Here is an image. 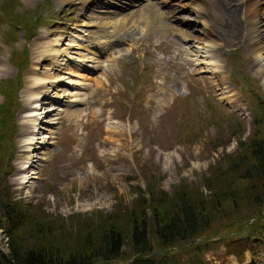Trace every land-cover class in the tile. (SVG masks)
<instances>
[{
	"label": "rangeland",
	"instance_id": "rangeland-1",
	"mask_svg": "<svg viewBox=\"0 0 264 264\" xmlns=\"http://www.w3.org/2000/svg\"><path fill=\"white\" fill-rule=\"evenodd\" d=\"M119 1L121 5L130 2ZM145 1L157 3L163 16L144 15L150 21L146 29V22L132 13L138 7L115 12L122 17L128 14L116 31L114 13L104 12L107 9L101 7L107 2L103 0L86 8L75 0H0V13L7 12L3 21L10 16L27 17L29 24L34 18L48 21L26 41L18 34L15 47L25 45L29 56L19 66L14 65L19 60L13 62L11 48L0 44V79L4 80L0 104L13 97L22 80L17 100H11L8 126L13 124L15 129L11 135L6 127L0 129V172H5L0 173V181L12 192L10 198L28 206L26 212L34 217L29 216L31 222L21 227L23 242L45 243L46 237L61 234L83 239L92 225L95 231L89 238H95L105 218L115 224L125 221L137 197L135 187L143 191L147 186L167 197L177 192H183L184 198L198 195L206 202L201 213L210 210L211 231L194 242L164 247L146 231L154 260L173 254L172 260L185 259L197 246L205 264H264V204L255 207L242 202L259 191L242 169L249 160L250 138L264 137V118L252 123L258 103L264 104V16L246 27L240 24L237 38L229 42V28L219 18L218 1L226 0H216L218 7L203 0L201 16L189 9V0ZM257 1L264 9V0ZM236 12L244 18L242 11ZM15 23L14 32L21 28ZM107 35H116L110 44L113 50L106 46L98 55L90 49H99ZM43 43L57 44L62 56L50 51L38 56ZM55 59L59 66L52 65ZM68 59L76 60L74 68L65 64ZM32 74L65 79H59V88L47 83L41 89L47 92L45 98L30 101L24 82ZM58 89L60 96L53 97ZM31 118L36 119L35 130L39 129L32 139L42 143L29 147L24 155L23 145L31 135L21 131ZM26 156L31 157L30 166L21 172L17 168H23ZM23 180L28 182L19 184ZM222 190L226 193L219 198ZM141 194L148 206V191ZM34 220L36 227L31 225ZM249 227L253 231L249 243L240 241L244 247L238 249L239 257L221 242L215 249H202L218 240L243 238L241 233ZM0 237V254L6 255L3 229ZM120 254L123 263L131 255L126 240Z\"/></svg>",
	"mask_w": 264,
	"mask_h": 264
},
{
	"label": "trees",
	"instance_id": "trees-1",
	"mask_svg": "<svg viewBox=\"0 0 264 264\" xmlns=\"http://www.w3.org/2000/svg\"><path fill=\"white\" fill-rule=\"evenodd\" d=\"M11 100L12 98L8 99L7 97L0 104V129L6 127L9 135L13 131V125L11 124V128L8 126L9 120L10 123L12 120ZM258 106V110L253 111L252 114V123L254 125H256V121L259 123L263 122L264 118V104L259 102ZM259 114H261L260 120L259 117L257 118ZM8 134L4 137L7 138ZM239 144L241 145V142ZM247 148L249 160L243 167L242 173L247 178L254 179L259 191L250 195L249 198L246 196L242 202L246 201L245 203L249 205L258 206L259 204H264V137H251ZM0 173L5 175L4 171L3 174L2 172ZM226 178L227 180L231 179L230 176ZM143 191H148V195L151 198L148 206L145 204L147 199L145 200L143 196L145 192L141 194ZM143 191L135 187L137 197L134 200L135 202L131 204V209H129L125 221L121 224H115V222L105 218L104 227L102 230L96 231L95 238H89L94 230L92 225L88 232L82 234L83 239L75 238L73 240L72 237L68 238L67 234H61L62 238L46 237L45 243L25 245L20 231L21 227H23L22 225L31 222L27 221V218L32 215L26 212L28 206L21 203V201L10 198L11 192L8 190L7 185L0 181V229L5 232L8 248L6 255L0 254V264H94L121 261L123 259L120 253L125 240L131 246V255L128 257L130 260L126 261L128 259L126 258L124 263L121 261L122 264H205L202 259V250L197 246L188 254L190 256L188 258L185 257V259L172 260L175 255L173 254V256H167L159 261L154 260L151 256L152 248L148 243L147 232L150 231L156 235L158 241L164 247L180 246L181 243L194 242L197 237L204 236L203 234L207 231H211L207 221L210 210L205 209L207 217L201 213L205 207L202 205L206 202H203V199L198 197V195L184 198L185 194L183 192H177L172 195L173 197H167L162 191L153 192L151 187L145 186ZM224 193L226 191L222 190L219 193V198ZM237 194L239 195V192ZM229 195L231 194L229 193ZM111 216L113 214L109 217ZM252 216H256V214ZM262 216L264 217V215ZM33 218L32 216V220ZM34 222L31 224L32 227L37 226V222ZM239 230L240 228L237 232H240ZM252 231V227H249L245 233H241L243 238L238 240H218L212 243L213 246H205L209 244L202 245V249H215L218 243L221 242L228 251L239 257L240 251L238 249L243 246L240 241L245 240L246 243H249L247 240ZM211 233L213 234V231ZM49 235L50 233L46 234V236Z\"/></svg>",
	"mask_w": 264,
	"mask_h": 264
},
{
	"label": "bare ground",
	"instance_id": "bare-ground-1",
	"mask_svg": "<svg viewBox=\"0 0 264 264\" xmlns=\"http://www.w3.org/2000/svg\"><path fill=\"white\" fill-rule=\"evenodd\" d=\"M81 1L83 2V5H86V4H88V3L92 2V1L98 2L97 0H81ZM105 1H108V0H105ZM138 1H140V0H136V1H134V3H132V1L129 2V3H132L130 5L131 7H138V8H135L134 11H132V13H135L136 16H137L136 18H138L140 21L143 20L144 22H146L144 24L145 25L144 27L146 29H149V27H150L149 26V22L150 21H148V19L144 20V18H143L144 15L148 14V18L149 17L151 18L152 16H154L155 18H160V17L163 16L162 11H160L159 5L157 3H153L152 4L151 2H148V1H145V0H141L140 2H138ZM202 1L203 0H189V3H188V5L190 7L189 9L191 11H193L195 15L201 16L203 13H205L204 12L205 8L201 4ZM207 1L209 3L212 2L211 4H213L214 6H217L218 2L221 4V8H220L221 14H219V16H220L219 18H220L224 28H226V29L229 28V29H227L228 34L230 35L229 38L227 39V40H229V42L230 41H234L237 38V35L239 34L238 26L240 24L243 25V26L249 25V23L255 22L257 17H263L264 16V9L263 8H259L257 0H243L242 2L244 3V5H243V3L239 4L237 2V0H226V3H223V2H220V1H218L216 3L215 2L216 0H211V2L209 0H207ZM118 3L119 4H117V5H121L122 4V3H120V1ZM237 5H238V7L236 8ZM239 10L242 11L241 13H242L244 18H242V17L240 18V17L237 16L238 14H237L236 11H239ZM212 15H215V13H213ZM127 16H128V14L126 16L124 15L122 17L121 14H115L114 13V17H113L114 21L113 22L115 24H117V26L115 27L116 29L114 28L116 31H120L121 30V23H122V21H124L127 18ZM206 43L208 44V42H206ZM103 45H108V44L104 41ZM41 48L42 49H38V56H40V57H41L42 53L45 52V51L52 52V54L54 56H62V53L60 52V49L57 47V44H53V45H48L47 46L45 43H43ZM184 55H185V53H184ZM56 59L53 62L56 63V66H59L60 63ZM186 62L187 61L185 60V63ZM34 70H36L35 67H34ZM0 71H1L0 73H3L2 69H0ZM32 76L33 77H31V78L27 77V80L25 82L26 83L27 94H30V96H28L30 101H31V99H35L36 101H38L40 99L45 98L47 92L46 91H42L41 89L47 88V86H46L47 83L49 84V86H50V84H53V85L57 86V88H59L58 83H61V82H59V79H65L64 77H61V78L58 79L55 76L50 75V74L43 75V76H38L37 74H32ZM29 89L31 91H29ZM59 92H60V89H58V91H55L53 93V97H59L60 96ZM30 101H29L28 105H30ZM24 105H25V108H26V106H27V101L26 100L24 102ZM35 120H36L35 118H31V121H30V119H28L29 123H26V124L23 125V128H22L23 130L21 131V133L22 134H29L31 136H27L25 144L23 145L25 150H22L21 154L27 155V152H29L30 148L35 149L37 144L40 145V143H42V142H39L38 139H36L35 141L32 139V136L33 135L34 136L37 135L38 134V130H39V129L35 130L36 128H38L37 124L33 122ZM33 149H31V150H33ZM25 159H26V162H25L26 164L24 166H20V167H23V168H21V169L17 168L21 172L27 171L28 167L30 166V165H28V163L31 160V157L30 156H28V157L26 156ZM30 173H33L34 176H35V172L31 171ZM18 179H20V178H18ZM16 181H18V180L16 179ZM23 182L26 184L28 182V180H23L19 184H22ZM0 246L3 247L1 237H0Z\"/></svg>",
	"mask_w": 264,
	"mask_h": 264
}]
</instances>
